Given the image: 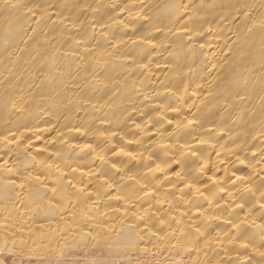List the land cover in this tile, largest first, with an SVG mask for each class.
Segmentation results:
<instances>
[{
	"label": "bare ground",
	"instance_id": "bare-ground-1",
	"mask_svg": "<svg viewBox=\"0 0 264 264\" xmlns=\"http://www.w3.org/2000/svg\"><path fill=\"white\" fill-rule=\"evenodd\" d=\"M0 252L264 264V0H0Z\"/></svg>",
	"mask_w": 264,
	"mask_h": 264
},
{
	"label": "rangeland",
	"instance_id": "rangeland-1",
	"mask_svg": "<svg viewBox=\"0 0 264 264\" xmlns=\"http://www.w3.org/2000/svg\"><path fill=\"white\" fill-rule=\"evenodd\" d=\"M20 257V258H19ZM24 257V258H23ZM20 256L14 254V253H1L0 252V263L1 264H59V262H64L67 264H82L81 262H85V259L83 257L79 256H70V257H65L64 260H54V259H43V258H35V257H25V256ZM28 258V259H27ZM71 258V259H70ZM36 259V260H35ZM74 259V260H73ZM79 259V260H78ZM44 260V261H43ZM52 262H51V261ZM67 260V261H66ZM69 260V261H68ZM83 260V261H82ZM47 261V262H46ZM54 261V262H53ZM59 261V262H58ZM43 262V263H42ZM45 262V263H44ZM83 262V263H84Z\"/></svg>",
	"mask_w": 264,
	"mask_h": 264
}]
</instances>
